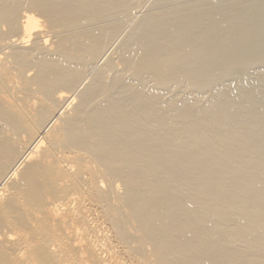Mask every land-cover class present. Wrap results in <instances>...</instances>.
Instances as JSON below:
<instances>
[{"label": "bare ground", "instance_id": "bare-ground-1", "mask_svg": "<svg viewBox=\"0 0 264 264\" xmlns=\"http://www.w3.org/2000/svg\"><path fill=\"white\" fill-rule=\"evenodd\" d=\"M135 1L0 0V264H264L261 87L254 115L253 89L239 109L241 90L197 94L261 65L264 0L190 17L172 0L177 22L130 26L124 71L109 57L85 85L111 38L88 25ZM180 83L201 99L167 101Z\"/></svg>", "mask_w": 264, "mask_h": 264}, {"label": "rangeland", "instance_id": "rangeland-1", "mask_svg": "<svg viewBox=\"0 0 264 264\" xmlns=\"http://www.w3.org/2000/svg\"><path fill=\"white\" fill-rule=\"evenodd\" d=\"M136 1H137V2H136ZM136 1H135L136 4H132L133 7L130 5V7H128V8H130V9L127 8L128 12H132V13H128L127 10H125L127 13H125V11H124V14L126 15V17L129 16L130 19L125 18V15L120 13V14H116V15H119V16H115V14H113L112 16H115V17H112V16L107 17V18H109L110 20L107 19V18L105 17V18H106L108 21H110V22L106 21V20L102 17V18H97V19H96V20L98 21L97 23H96V21H93V22H94L95 24H97L98 26L95 25L93 22H92L91 24H94V25H91V24L88 25V26H89L88 28H90V27H91V28H92V27H94V28L98 27V28H99V27L101 26L103 29H106L107 26H110V27H107V29L110 28V31H109V29H108V30L106 29V31H107V33H108V31H109L108 35H110V33H111V35H110L111 38L108 40L109 42L107 41L110 47L108 46L107 42H105L106 45H105V44H104V45H105V47H106V46H107V47H106V49H103V50H105L106 53H105L104 51L102 52V55H101L102 57H100L99 62H98V61L96 62V63H98V64L95 63L96 65H95V66L93 65V67L91 68L92 71H91V70L89 71V75H87V77H86L87 79H86L85 82H84L85 85H86L87 82H89L88 79L90 80V77L92 76L93 71H94V72L96 71V70H95V69H97L96 66H98V65L100 66L101 64H104L105 61L109 59V57H110L111 60H113L114 62H116V64H115L116 69H118L119 71L122 72V70H120V68H122V65H123V64L120 62V60H119V61H116V60L114 59V58L116 57V59L118 60L119 57H120V56H119V55H120V49H118V48H121V47H122V45H123L122 42H126V41L128 40L129 37H128L127 35H129V34L131 35V34H132V31H133L132 28L134 29L133 32H135V30L137 29V28H135V27H137V24H138V28H140V27L143 25V23L145 24L146 21H148V19H149V20L156 19L160 14H161L160 16H162V12H161V10H162V11H163V10H166V11H167V12L165 11V13H164V11H163V13H164L165 16H166L165 19H167L169 22L172 21V19H173V22H174V19H175V18H174V16L172 15V13H174V12L172 11V8H171V7H174V6L177 7V9H175V8L173 9V10H175V12H176V13H174V15H176L175 17H177L178 15H180V14L177 15V10L179 11V9H178V6H179V5H180L179 8H180L181 5H182V7L184 6L183 8L189 9L190 11H192V10L195 11V9H197L198 12H200V10H203V9L206 8V6H207V8H209V7H210V8H209V9H204V10H206L207 12H208V10H209V12L212 11V12H211V13H212V16H215V15L217 16V15H218V13H217L218 10H219V11H218V12H219V15L221 14L220 11H221V12H223V11L225 12V11H226V9H227L226 4L228 5V3H229V5H228V9H227V11H228V10H233V9H234L233 7H235V6L237 7V5L239 6V4L242 2V0H235L236 2H234V0H231V1H229V0H226V1H225V0H218V1H217V0H214V1H216V5H217V3L221 5L220 2H222V6L217 5V6L219 7V8H218V7L215 5V2H214V4H213V2H212L213 0H212L210 3H209V0H205V1H204V0H200L201 3H199L200 1H198V0H197V1H196V0H190L191 2H190L189 0H186V1L182 0V1L180 2V0H179L178 2L174 3V2L177 1V0H173V3H174V4H176V5L179 4L178 6L174 5V4L172 3V0H170V2L167 1V2L170 3V4L166 5L167 2H166V3L164 2V4L161 2V3H159V5H157V7H156L155 4H158V2H160L159 0H156V1H155V0H136ZM140 1H141V2H140ZM154 1L157 2V3H155ZM203 1H204V3L207 1V2H206L207 4L205 3V4H206V5H205V4L203 3ZM243 1H244V2H242V4L244 3V5H246V4H247L246 2H248L247 5H249V4H251L254 0H250V2H249V0H243ZM151 2H152L153 5L151 4ZM192 2H194L195 4H193ZM196 2L198 3V5L196 4ZM223 2H224V3L228 2V3L223 4ZM232 2H233L234 4H233ZM237 2H238V3H237ZM140 3H142V4H140ZM154 3H155V4H154ZM180 3H181V4H180ZM182 3H183V4H182ZM185 3H186V4H187V3H190L189 5L187 4L189 7H188L187 5H185ZM202 3H203L204 5H203ZM245 3H246V4H245ZM138 4H139V5H138ZM147 4H148V5H147ZM160 4H161V5H160ZM171 4H172V5H171ZM191 4H193V5H191ZM211 4H212V5H211ZM231 4L234 5V6H232V8L229 7V6H231ZM135 5H136L138 8H136ZM146 5H147V6H146ZM162 5H164L165 7L162 6ZM194 5H195L196 7H195ZM199 5H201V9H200V6H199ZM202 5H203V6H202ZM209 5H211V6H209ZM224 5H225V7H224ZM159 6H160V8H159ZM168 6H169V7H168ZM191 6L194 7L195 9H194V8L192 9ZM197 6H198V7H197ZM214 6H216V7H214ZM139 7H142V8H139ZM149 7H150V8H149ZM153 7H154V8H153ZM182 7H181V9H183ZM202 7H203V8H202ZM211 7H212V8H211ZM220 7H221V8H220ZM236 7H235V8H236ZM133 8H134V10H135V8H136V10H135L136 13L134 12ZM166 8H167L168 10H167ZM170 8H171V9H170ZM213 8H215V9L217 8V9H218V10L216 9V13H215V9H213ZM223 8H224V9H223ZM140 9H141V10H140ZM186 9H185V10H186ZM211 9H212V10H211ZM221 9H223V11H222ZM131 10H132V11H131ZM138 10H139V11H138ZM152 10H153V11H152ZM156 10H157V13H158V14H159L160 12H161V13H160L159 15L156 13L158 16L155 17L156 14H153V13L156 12ZM158 10H159V11H158ZM185 10H184V9L181 10L182 12H183V11L185 12V13L183 12L184 15H183V13L181 12V13H182L181 15H183L184 17H185V14H186V13H189V12H190V11L187 12L188 10H187V11H185ZM262 10H263V11H262ZM168 11H169V12L172 11V12L169 14ZM137 12H138V13H137ZM198 12L195 11V14L198 13ZM213 12H214L215 14H213ZM261 12H262V14H264V8L261 9V10H259V13H261ZM122 13H123V12H122ZM147 13H148V14H147ZM150 13H151L153 16H152V15L150 16V15H149ZM167 13H168V14H167ZM191 13L194 14V12H190V14H188V15L186 14L187 17H190ZM211 13H208V14H209L208 16L212 17V16H211ZM131 14H136V15H134V16H130ZM193 14H192V15H193ZM123 15H124V16H123ZM141 15L143 16L142 19H141ZM148 15H149V17H147V19H146L145 17L148 16ZM169 15H172L173 17H172V16L170 17ZM192 15H191V16H192ZM120 16H121L122 18H121ZM144 16H145V17H144ZM160 16H159V17H160ZM117 17H119V18H117ZM123 17H124V18H123ZM137 17H138V18H137ZM139 17H140V18H139ZM152 17H153V18H152ZM167 17H170V18H172V19H169V18H167ZM111 18H112V19L114 18V19L112 20ZM115 18H116L117 21L115 20ZM120 18H121V19H120ZM151 18H152V19H151ZM178 18H179V17H178ZM178 18H176V19H178ZM99 19H100L101 23H102V21H103V19H104L103 22H104L105 24L102 25L103 23L101 24L100 21H99ZM122 19H123V20H122ZM137 19H139V20H137ZM144 19H145L146 21L143 22ZM176 19H175V20H176ZM127 20H128V21H127ZM140 20H142V21L140 22ZM106 22H107V23H106ZM113 22H114V24H113ZM120 22H124V23H120ZM136 22H137V23H136ZM138 22H139V23H138ZM176 22H177V20H176ZM116 23H117V24H116ZM125 23H126V24H125ZM127 23H128V24H127ZM133 23H134L135 25H134ZM141 23H142V24H141ZM108 24H110V25H108ZM112 24H113V25H112ZM115 24H116V25H115ZM118 24H119V25H118ZM120 24H122V25H120ZM139 24H140V25H139ZM117 25L120 26L121 28L124 27V29L122 28L123 31L120 29V27L118 28ZM125 25H126V26H125ZM133 25H134V27H133ZM95 26H96V27H95ZM103 26H104V27H103ZM105 26H106V27H105ZM114 26H115V27H114ZM130 26H131L132 28H131ZM101 27H100V29H102ZM111 27H114L113 30H114L115 32H111V31H112V28H111ZM115 28L118 29V30L120 29V30H119V31H116ZM130 28H131V29H130ZM92 29H93V28H92ZM129 29L132 30V31H130ZM127 30H129L128 32H130V33H128ZM125 31H126V32H125ZM149 31H150V30H147L146 32L148 33ZM116 32H117V34H116ZM120 32H121V33H120ZM124 32H125V34H124ZM127 33H128V34H127ZM147 33H146V34H147ZM113 34H116V35L112 36ZM121 36H122V38H121ZM117 37H118V38H117ZM125 37H126V38H125ZM112 39H113V40H112ZM116 39H117V41H116ZM123 39H124V40H123ZM125 40H126V41H125ZM113 41H114V43H113ZM111 42H112V44H111ZM118 42H119V43H118ZM115 43H116V45H115ZM121 43H122V44H121ZM117 44H119V47H118ZM120 44H121V45H120ZM112 46H113V47H112ZM114 46H115V48H114ZM116 46H117V47H116ZM105 47H104V48H105ZM107 48H108V49H107ZM117 49H118V51H117ZM113 50H114V51H113ZM115 50H116V51H115ZM109 51H110V52H109ZM111 52H112V53H111ZM113 52H115V54H114ZM103 53L106 54L108 58H107L106 55H104ZM107 53H108V54H107ZM110 53H111V54H110ZM118 53H119V55H118ZM112 54H113V55H112ZM110 55H112V56H110ZM117 55H118V58H117ZM263 55H264V53H263ZM113 56H114V57H113ZM104 57H105V58H104ZM102 58H104V59H102ZM245 59H246V57H245ZM100 60H101V63H100ZM102 60H103V61H102ZM242 60L245 62L244 59H242ZM242 60H241V61H242ZM241 61H240V63L243 62V61H242V62H241ZM246 61H247L246 64L243 63V64H245V65H242L243 68L247 65V67H245L244 70H243V69L240 70V68H242V66H240L241 64H240L239 62L236 63V67L239 65V66L237 67V68H239L238 70H237V68H236L235 66H233L232 71H233V70H236L235 72H232V74L235 73V74H233V75L235 76L234 78H231L233 75L230 74V73H231V71H230V73H229V74L231 75L230 78H229V74H228V73H224V74L220 73V75H222V76H220V77H223V76H225V77H223V78H221V79H219V80H218L219 77H217L216 79H217L218 81H217V80H214L215 82L217 81V83L219 82V86H220L221 89H222L223 87L225 88L224 90H223V89H222V90H216L215 88L218 89L219 86H217V83H214V82L212 83L211 87H213V88H210V89H212V90H214V91L216 90V92L213 91L214 94L217 93V91H218V93L215 94V96H217V97H215L214 95H212V90H210V89H209L210 91H205V94L207 93V94L205 95L203 91H202V93H201L200 91H198V93H197V90H196V91H193V90H191V88H190V90H189V88H188L189 85L187 86V84H185V83H180V84H182V86H181L180 84H178V85L181 86V87L179 86L180 89L176 90L175 86H176L177 84H173V86H171V89H172V88H173V89L175 88V89H174L175 91H174L173 89L171 90L170 88H169L170 91H168V92H167V90L165 91V92H167V93H166L164 96L168 95V96H166L167 99H166V97H165V99H166L167 101H168V100L171 101V99L173 98V96H174V98H178V97L180 98V96L182 95L183 97H184V96H185V97H186V96H187V97L189 96L190 99H193V101H195V100L201 99V97L203 96V98H202L201 101H204V103H202V102H201V103L204 104V105H206V104L209 103L210 101H214V99L216 100V98L218 99L219 96H222V97H224V98H228V97H229V99L232 97V98L230 99V100L232 101V99L235 98V97H233V95H236V96H237V93H238L237 91L241 90V91H239V92H241V93H239V94L242 95V94H243L242 92H244L246 97L242 95L243 97H239V99L242 98V100L240 99L239 101H237V100H238L237 98H236L237 100L233 99V100L235 101L236 104H237V102H239V104H240L241 107H240L238 104H237V105H236V104H233L234 101L232 102V105L235 107V109H239V108H242V107H243L242 104H243V105L245 104V102L243 103V100L245 101L246 98H247V99H248V98L250 99V97H251V95H252V92L254 91V93H255L257 90H259L260 87H261V88H260V91H257V92H259V93H257V92H256V93H257L259 96L261 95V96L258 97V98L262 99V97H264V85H263L264 83H262L261 85H263V86H261L258 82L260 81V83H261V79H262V78H263V79H262V82L264 81V77H262L263 74H264V73H263V72H264V66H262V65H264V64H263V62H264V57H263V62L261 61V65H260V63H259L258 65H256V64H257L256 62H254V64H253V62H252V64H250L251 62L249 63V61H250V60H249V57H247V60H246ZM119 62H120V63H119ZM99 63H100V64H99ZM117 63H118L119 68H117ZM119 64L121 65V67H120ZM101 66H102V65H101ZM123 66H124V65H123ZM260 67H261V68H260ZM235 68H236V69H235ZM247 68H248V69H247ZM93 69H94V70H93ZM122 69H123V68H122ZM246 70H247V71H246ZM123 71H124V69H123ZM249 71H250V73H249ZM258 71H259V72H258ZM91 72H92V73H91ZM241 72H242V73H241ZM202 73H203V72H202ZM236 73H238L240 76H239L238 74L236 75ZM218 76H219V75H218ZM237 76H238V77H237ZM250 76H251V78H250ZM242 77H243L244 79H243ZM224 78H226V79L228 78V79L226 80V79H224ZM236 78H237V81L235 80ZM241 78H242V79H241ZM245 78H246V79H245ZM249 78H250V80H249ZM260 78H261V79H260ZM233 79H234V80H233ZM220 80H221V82H220ZM222 80H223V81H222ZM225 80H226V81H225ZM231 80H232V81H231ZM256 80H257V81H256ZM148 81H149V82H148ZM148 81H145V84H146L147 82L150 84V80H148ZM240 81H242V82H240ZM244 82H245V83H244ZM251 82H252L253 84H251ZM148 83L146 84L147 86L149 85ZM221 83H222V84H221ZM226 83H227V84H226ZM242 83H244V85H243ZM145 84H144V86H145ZM151 84H152V82H151ZM151 84L149 85V87H146V89H147V88H150L151 86H152V87H153V86L155 87V85H153V84L151 85ZM184 84H185L187 87H186ZM213 84H214L216 87L213 86ZM229 84H230V85H229ZM239 84H240L241 86H240ZM245 84H246V85H245ZM255 84H256V85H255ZM257 84H259V85H257ZM178 85L176 86L177 88H179ZM183 85H184V86H183ZM254 85H255L256 87H255ZM83 86H84V85H83ZM222 86H223V87H222ZM237 86H238V88H237ZM242 86H243V87H242ZM244 86H245L246 88H245ZM250 86H251L252 88H251ZM258 86H259V88H257ZM152 87H151L150 89H147V90H149V91L151 90L150 92H154V91L157 90V88H155L156 90L153 91V88H154V87H153V88H152ZM185 87L188 88V89H186ZM214 87H215V88H214ZM228 87H229L231 90H230ZM239 87H242V88L240 89ZM249 87H250V88H249ZM220 88H219V89H220ZM248 88H249V90H248ZM254 88H256V90H254ZM262 88H263V90H261ZM181 89H184V90H182V93H181V92H178L179 90L181 91ZM243 89L246 90V91H243ZM252 89H253V91H252ZM147 90H145V91L147 92ZM185 90H186V91H185ZM225 90H227V91H225ZM149 91H148V92H149ZM176 91H177V93H176ZM188 91H189V93H188ZM190 91H193V93L190 92ZM220 91H221V92H220ZM223 91H224V93H225L226 95L228 94V97H227L225 94L222 93ZM248 91H249V92H248ZM250 91H251V92H250ZM171 92H175V94L173 93L174 95H173V94L171 95ZM184 92H185V93H188L189 95H188V94H185ZM199 92H200V93H199ZM219 92H220L222 95H220ZM196 93L199 94V95H202V96H199V95H197ZM209 93H211V96H212V97L210 96ZM248 93H251L250 97L247 96ZM254 93H253V96H252V101H253V99H255V98L258 96L256 93H255V94H254ZM260 93H261V94H260ZM177 94H178V95H177ZM184 94H185V95H184ZM191 94H192V95L195 94L196 97H193ZM203 94H204L205 96H204ZM218 94H219V96H218ZM229 94H230L231 96H230ZM239 94H238V95H239ZM170 95H171V97H172V98L170 97L171 99L169 98ZM207 95H209V96L207 97ZM248 95H249V94H248ZM255 95H257V96H255ZM262 95H263V96H262ZM177 96H178V97H177ZM213 96H214L215 98H213ZM225 96H226V97H225ZM254 96H255V98H254ZM192 97H193V98H192ZM198 97H200V98H198ZM204 97H206V98L204 99ZM222 97H220L219 99H221ZM168 98H169V99H168ZM174 98H173V99H174ZM181 98H182V97H181ZM194 98H196V99L194 100ZM197 98H198V99H197ZM207 98H211L212 100L209 99V100H210V101H209ZM258 98H256V99H257V102H255V103L258 104L257 106H254L255 103L252 104V101H251V105H253V106H251L250 111H253V112H254L253 108H257V107H259V104H260V103H258V102H260V100H259ZM229 99H228V100H229ZM247 99H246V100H247ZM256 99H255V100H256ZM206 100H208V102H207ZM258 100H259V101H258ZM164 101H165V100H164ZM167 101H166V102H167ZM240 101H242V102H240ZM206 102H207V103H206ZM241 103H242V104H241ZM202 104H200V105H201L200 107H204V105L202 106ZM238 107H239V108H238ZM257 110H258V109H256L255 111H257ZM253 112H252V113H253ZM252 113L250 112V114H252ZM255 113H256V112H254L253 115H254ZM173 115H174V114H173ZM174 116H176V115H174ZM174 116L171 115V117H173V118H174ZM175 118H176V117H175ZM260 118H261V117H260ZM260 118H258L259 120H257V121H259V122H258L259 125H262V124H260V123L263 122V120H264V119H263L264 116H262V119H263V120H261ZM261 121H262V122H261ZM258 123H257L256 125H258ZM263 125H264V124H263ZM237 128H238V127H237ZM235 130H238V129H235ZM233 132H234V130H233ZM235 132H236V131H235Z\"/></svg>", "mask_w": 264, "mask_h": 264}]
</instances>
